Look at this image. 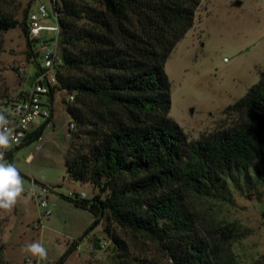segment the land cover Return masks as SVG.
<instances>
[{
	"label": "trees",
	"instance_id": "16d2710c",
	"mask_svg": "<svg viewBox=\"0 0 264 264\" xmlns=\"http://www.w3.org/2000/svg\"><path fill=\"white\" fill-rule=\"evenodd\" d=\"M52 2L62 64L50 96L54 102L57 91L69 94L67 111L80 140L65 164L74 181L98 191L92 199L65 198L106 219L114 264L156 263L133 253L112 225L143 234L174 264L220 260L221 248L198 232L188 201L192 194L221 196L234 177L249 185L245 172L264 157V72L225 110L237 120L191 141L171 117L166 64L194 27L202 0ZM19 26L34 47L28 23L0 8V35ZM51 119L17 150L39 140ZM87 234L57 264H65ZM0 264H10L1 244Z\"/></svg>",
	"mask_w": 264,
	"mask_h": 264
},
{
	"label": "rangeland",
	"instance_id": "374dc122",
	"mask_svg": "<svg viewBox=\"0 0 264 264\" xmlns=\"http://www.w3.org/2000/svg\"><path fill=\"white\" fill-rule=\"evenodd\" d=\"M41 3L52 15L44 25L57 26L52 0H0V8L20 22L26 21L29 27L28 14ZM41 35L49 40L57 34L44 31ZM0 46V113L4 114L30 89L36 63L41 61L38 44L31 47L20 26L2 33ZM262 72L264 0H202L194 27L178 43L166 64L171 82V117L191 141L211 134L237 120L226 115L225 110L259 83ZM67 101L69 94L57 91L53 117L41 140L25 145L13 155V164L23 177L24 192L11 212L0 211V244L10 264H25L27 259H32V264H57L86 232L78 250L65 264H114L115 250L106 233V219H96L65 198L71 197L70 193L84 192L92 199L98 193L90 184L74 181L68 173L65 159L80 140L75 137L77 129L73 135L68 131L71 116ZM45 123L42 119L36 121L38 125ZM245 174L249 185L244 176L234 177L235 180L228 179V189L221 196L192 194L189 198L198 232L222 250L221 259H213V264H263L264 157ZM43 186L49 188L47 199L52 215L36 228L42 211L33 194ZM112 228L137 256L156 264H174L159 245L143 234L116 225ZM102 239L109 242L106 251L100 248ZM33 241L43 243L48 251L46 260L37 261L24 254V245Z\"/></svg>",
	"mask_w": 264,
	"mask_h": 264
},
{
	"label": "built area",
	"instance_id": "2783aa9c",
	"mask_svg": "<svg viewBox=\"0 0 264 264\" xmlns=\"http://www.w3.org/2000/svg\"><path fill=\"white\" fill-rule=\"evenodd\" d=\"M52 15L48 7L41 3L36 11H30L28 14L30 36L33 40L37 41L40 67L37 73L34 74V80L27 92L20 95V98L13 102L12 107L4 113L6 118L11 122V127L17 140L12 144L11 148L5 152V159L13 163L12 155L19 146H21L29 135L33 134L42 125L36 124L38 119L45 120L46 122L52 118L54 112V102L51 100V90L58 85L57 70L62 64V60L58 54V36L60 33V27L57 25L46 26L44 22L51 18ZM57 20V15L54 17ZM44 31L56 33V37L50 41L43 37L41 34ZM24 71L23 68L20 69ZM70 100L74 101L75 96L71 95ZM31 117V119H29ZM76 123L73 118L68 123V131L71 135L76 132ZM41 140V138L39 139ZM49 188L43 186L40 192L33 194L34 199L38 203V207L41 209L42 214L40 220L35 224L36 228L42 226V220L52 215L51 204L47 199ZM72 198L88 199L86 193H70ZM102 251H106L109 247V242L106 239H102L99 242ZM97 260H101V256H97ZM26 260L25 264H28Z\"/></svg>",
	"mask_w": 264,
	"mask_h": 264
},
{
	"label": "clouds",
	"instance_id": "9594fccd",
	"mask_svg": "<svg viewBox=\"0 0 264 264\" xmlns=\"http://www.w3.org/2000/svg\"><path fill=\"white\" fill-rule=\"evenodd\" d=\"M16 140L11 122L0 113V211L3 212H11L24 192L23 177L19 169L5 159V152ZM22 251L37 261L46 260L48 256L47 249L39 241L26 243ZM28 264H32V259L28 260Z\"/></svg>",
	"mask_w": 264,
	"mask_h": 264
},
{
	"label": "water",
	"instance_id": "95a60500",
	"mask_svg": "<svg viewBox=\"0 0 264 264\" xmlns=\"http://www.w3.org/2000/svg\"><path fill=\"white\" fill-rule=\"evenodd\" d=\"M237 4H238V5H240V4H241V2H238Z\"/></svg>",
	"mask_w": 264,
	"mask_h": 264
},
{
	"label": "crops",
	"instance_id": "0c3cea01",
	"mask_svg": "<svg viewBox=\"0 0 264 264\" xmlns=\"http://www.w3.org/2000/svg\"><path fill=\"white\" fill-rule=\"evenodd\" d=\"M79 248V247H78ZM78 250V249H77ZM6 256V255H5ZM6 260H8L7 258H6ZM9 261V260H8ZM10 262V261H9Z\"/></svg>",
	"mask_w": 264,
	"mask_h": 264
}]
</instances>
